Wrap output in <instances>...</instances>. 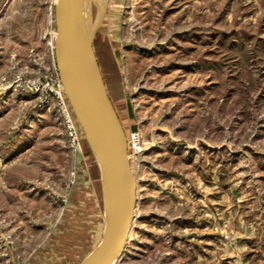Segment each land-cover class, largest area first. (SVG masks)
Masks as SVG:
<instances>
[{"label":"rangeland","instance_id":"rangeland-1","mask_svg":"<svg viewBox=\"0 0 264 264\" xmlns=\"http://www.w3.org/2000/svg\"><path fill=\"white\" fill-rule=\"evenodd\" d=\"M56 0H0V264H80L103 171L52 100ZM126 138L134 214L113 264H264V0H81ZM92 30V31H91ZM136 151V152H135Z\"/></svg>","mask_w":264,"mask_h":264},{"label":"water","instance_id":"water-1","mask_svg":"<svg viewBox=\"0 0 264 264\" xmlns=\"http://www.w3.org/2000/svg\"><path fill=\"white\" fill-rule=\"evenodd\" d=\"M53 21L52 53L58 77L72 113L102 167L109 198L102 237L80 264H111L123 246L136 202L126 135L94 59L81 0H56Z\"/></svg>","mask_w":264,"mask_h":264},{"label":"built area","instance_id":"built-area-1","mask_svg":"<svg viewBox=\"0 0 264 264\" xmlns=\"http://www.w3.org/2000/svg\"><path fill=\"white\" fill-rule=\"evenodd\" d=\"M52 65L54 67L53 77L51 78L43 77L42 79L39 77L32 78L31 80H29V83L32 85V90L34 93H40L44 95L43 100L45 102L52 100L54 107L56 108L58 114L62 118L63 125L65 126L68 135L67 137L69 140V145L75 146L78 139L74 127V120L71 114L72 110L69 106L62 84L59 80L58 73L54 63L53 53H52ZM140 141L141 138L138 132H131L130 135L127 136L126 138V142L130 143L131 148L133 150L138 149Z\"/></svg>","mask_w":264,"mask_h":264},{"label":"bare ground","instance_id":"bare-ground-1","mask_svg":"<svg viewBox=\"0 0 264 264\" xmlns=\"http://www.w3.org/2000/svg\"><path fill=\"white\" fill-rule=\"evenodd\" d=\"M82 8V7H81ZM92 31V30H91ZM90 36H91V33H90ZM90 36H88V37H90ZM101 166V165H100ZM102 168V167H101ZM133 176V175H132ZM135 180V179H134ZM136 183V182H135ZM105 189H106V183H105ZM106 194H107V197H108V193H107V191H106ZM108 208H109V198H108ZM107 216H108V210H107ZM107 216H106V219H107ZM125 241V240H124ZM120 254V253H119ZM118 254V255H119ZM118 255L116 256V258L118 257ZM116 258L112 261V263L111 264H113L114 263V261L116 260Z\"/></svg>","mask_w":264,"mask_h":264}]
</instances>
